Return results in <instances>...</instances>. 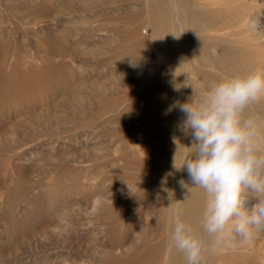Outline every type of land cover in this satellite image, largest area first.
<instances>
[{
    "label": "rangeland",
    "instance_id": "1",
    "mask_svg": "<svg viewBox=\"0 0 264 264\" xmlns=\"http://www.w3.org/2000/svg\"><path fill=\"white\" fill-rule=\"evenodd\" d=\"M187 2L184 21L175 7L166 16L173 46L165 56L154 41L143 4L0 0V47L6 48L8 60L18 50L21 56L25 52L32 56L34 46L44 47L48 35L65 39L67 48L61 53L56 45L57 56L51 62L59 69L49 79L50 88L36 95L32 111L10 104L0 113V264L150 263L144 258L146 244H156L160 228L170 230L159 224V212L152 215L145 205L157 195L161 199L164 184L178 194L176 201L184 202L189 193L178 181L184 179L191 186L188 173L176 170L173 162L176 156V167H182L193 138L178 128L173 110L163 121L152 120L144 116L148 110L144 106L130 109L134 99L169 75L175 81L174 92H168L174 104L175 99L187 102L193 89L203 95L209 83L224 76L264 69V0ZM138 9L145 12L140 28L144 45L141 53L133 54L121 48L115 28L128 30L124 14ZM102 38L108 45L101 49ZM37 52L30 57L36 58V66L44 56ZM166 60L172 62L163 63ZM158 61L162 65L154 71ZM200 70L208 74L203 77ZM180 83L184 86L178 89ZM102 104L108 106L99 112ZM246 115L264 121V99ZM124 132L126 137L121 138ZM166 135L171 150H176L171 155L162 151L163 157L151 168L153 164L146 162L158 156L159 142ZM124 144L133 159L145 165L124 168L129 156L123 153ZM189 192L184 214H190L188 222L198 223L192 224L198 229L204 194L195 188ZM167 258L168 264H185L170 239L162 264ZM206 264H264V233L250 244L207 256Z\"/></svg>",
    "mask_w": 264,
    "mask_h": 264
},
{
    "label": "clouds",
    "instance_id": "2",
    "mask_svg": "<svg viewBox=\"0 0 264 264\" xmlns=\"http://www.w3.org/2000/svg\"><path fill=\"white\" fill-rule=\"evenodd\" d=\"M193 92L187 102L169 108L184 114L181 131L193 138L189 157L177 168L175 156L173 167L187 170L191 186L184 179L178 184L189 195V189L203 190L204 207L197 229L180 206L189 195L184 202L172 201L169 239L185 264H206L207 256L250 244L264 233V121L246 115L264 99V69L224 76L203 95Z\"/></svg>",
    "mask_w": 264,
    "mask_h": 264
},
{
    "label": "bare ground",
    "instance_id": "3",
    "mask_svg": "<svg viewBox=\"0 0 264 264\" xmlns=\"http://www.w3.org/2000/svg\"><path fill=\"white\" fill-rule=\"evenodd\" d=\"M124 1L125 2H132L138 6H139V4H143V9L147 13L150 25L154 27V31H155V40L154 41L158 42L159 43L158 45L162 46V48L164 49V52H165V56L169 55V52H168L169 47L173 46V42L171 43V39H170L171 33H169L172 31V27L169 24L166 16L170 15L172 12L171 8L175 7V9H177L179 12L178 17L182 21H184V17H185L184 15H188V11L186 8L188 6L187 0H127V1L124 0ZM125 10H128V9H125ZM82 11L87 12V8L82 6ZM145 12H143V10L139 11V9L134 14H130V12L126 14V12H125L124 17H123L124 23H125L124 26H127L128 30L119 31L117 28H115V32L119 34L118 36H119V38H121V43H123L121 45L122 46L121 48L124 49L125 52L129 53V51L132 50L133 52H131V53L137 54L138 52L141 53V51L143 50V48H142L143 42L142 41L140 42V37H142V34L140 32V31H142V29L140 30V28L142 27V23H143L142 17L145 16ZM179 14H181V15H179ZM153 17H156V19H154ZM135 22H138L139 25L137 27L131 29L130 27ZM180 23H182V22H180ZM183 24H185V23H183ZM174 32L179 33V30L174 31ZM119 38H117V39H119ZM99 40H100V43L102 45L101 49L104 47V45L105 46L108 45L105 38H102ZM132 40H134V41L137 40L138 42L133 41V43H131L130 41H132ZM52 41H55V42L52 43ZM64 41H65V39H62V38H59V39L55 38V40H54L51 38V36L48 35L44 38V40L42 42L44 44V47L39 48L37 46H34V50H33L34 52H33L32 56L25 55L26 52L23 54V56H21V54H17L19 51L18 50L15 54H13L11 59H10V57H8L10 60L7 59V55L5 52L6 48H3L4 45L0 47V113L3 109V107L6 109V107H8L10 104H14L15 107H18V108H21L24 105L25 108L32 111L33 106L36 105L38 93L40 91H44L47 87L50 88V86H49L50 80L49 79H50L53 71H57L59 69V68L57 69L56 65H55L56 66L55 67L52 64L51 59L53 56H55V55L57 56V54H56V51H57L56 45L57 44H59L58 49L61 51V53L65 52V50L67 48H66ZM12 48H13V46H12ZM17 49H19V48H17ZM117 50L120 51L119 48ZM37 51L42 52L43 53L42 55H44V56L41 58L42 60H39L40 63L39 64L37 63L38 65L36 66V64H35L36 58H34V60H33L30 57L33 58L34 55H38ZM24 56H26V59H24L25 58ZM134 57H136V55H134ZM169 58H171V57H169ZM22 59H23V63L21 62ZM61 62H63V61H61ZM171 62L172 61H170V60H166L163 63H171ZM182 62H184V60ZM161 63H162V61L158 63L159 65L157 66V70L155 69L154 71H158L160 69V65H162ZM60 67H62V69L64 68V66H62V65ZM193 71H194V69L192 70L191 74L193 73ZM176 72H177V69H176ZM200 72H201L203 77H205L208 74L207 72H202L201 70H200ZM194 78H195V76H194ZM174 85H175V81L173 79V75H169L166 79L161 80L159 82V84H157L156 86L154 85L153 87L144 90V92H142L139 97L134 99L133 104L130 106V109L131 110L138 109L139 107L144 106L145 108L148 109V110L143 111L144 116L153 117L152 120L156 119V120H162L163 121L169 114V108L171 107L170 104H173V101H171V98H170V95L168 92L169 91L174 92V88H175ZM183 86H184V84L180 83L178 85V89H181ZM140 89L143 90L142 86ZM36 92H37V94H35ZM100 101H101V99H100ZM103 101H104V99H103ZM177 101L182 103L181 99H178ZM177 101L175 99L174 103ZM102 106H103V104H102ZM106 106H108V105H106ZM106 106L98 107L99 112L105 111L104 109L106 108ZM27 109H25V110L28 111ZM172 110L174 111V116H176L175 123H176V125L179 126L178 128H180V122H181L182 118L184 117V114L181 113L179 111V109L177 110V108H172ZM28 113H29V111H28ZM9 115L11 117V113H7V117H9ZM34 116H35L34 114L31 115V117H33V118H34ZM37 116L39 117L40 115H37ZM37 116L35 118H37ZM28 117H29V115H28ZM5 119H7V118H5ZM117 133H119L118 130L116 131L114 136L117 135ZM189 135L190 134H186V137H188ZM125 137H126V133L124 132L121 135V138H125ZM159 143L161 144V147L158 148V156L152 157V158H150V162H146L147 164H150V165H151V163L153 164V166H151V168L155 167L156 163L161 159V157H163V154L161 153L162 151L164 153H167L168 155H171L176 150L175 148L173 150H171V144L172 143H171L170 136H168V135L162 136ZM123 147H124L123 153L129 155L128 157H125V159H124V168H126L127 166L134 165V164L145 165L144 161H139V160L136 161L135 159H133L131 152L129 151V149L127 148V146L125 144ZM155 153H156V151H153V154H155ZM153 154L151 156H153ZM186 158H188V157H186ZM172 162H173V160H172ZM173 171H174V169H173ZM181 171H186V169H181ZM160 189H161V195H162L161 199H159V195H157L153 198V201H151L150 203H147V205H145V206L147 209H151L152 215L154 213L159 212V224L168 225L169 230L171 231L172 230V215H171L172 211H169L168 207L170 206L172 201L177 200L176 198H177L178 194H176L175 192H173L171 190H167L165 184L163 186H161ZM169 192L172 193V200H166L165 199V197L168 196ZM179 199H180V197H179ZM180 202H182V201H180ZM181 207L183 208V210L185 209L184 204H182ZM189 216H190V214L188 215L186 213V216L184 215V219L189 221L190 220ZM194 220H195V217H194ZM192 224L198 225V223H196V222H192ZM159 231H160V235H162V236L160 237L158 235V240H156L157 241L156 244L155 243L151 244V243L146 242L147 243L146 244V247H147L146 252L147 253L145 252L146 254L144 255V258L151 259V260L147 259L148 262L150 261L149 264H162V260H163L164 254H165V250H166V247L168 245V239L170 238L171 232L170 231L164 232L163 228H160L158 230V232ZM157 251H160V253H162V254L158 256ZM152 254L154 256H152ZM166 264H168V258L166 260Z\"/></svg>",
    "mask_w": 264,
    "mask_h": 264
}]
</instances>
